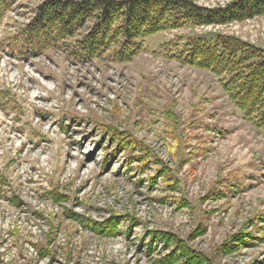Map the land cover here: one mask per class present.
<instances>
[{"label":"rangeland","instance_id":"374dc122","mask_svg":"<svg viewBox=\"0 0 264 264\" xmlns=\"http://www.w3.org/2000/svg\"><path fill=\"white\" fill-rule=\"evenodd\" d=\"M44 1L0 21V264H157L176 248L159 232L207 264H264V131L178 58L217 33L264 48V16L155 34L125 64L18 59L8 45ZM113 217L117 235L98 232Z\"/></svg>","mask_w":264,"mask_h":264},{"label":"trees","instance_id":"16d2710c","mask_svg":"<svg viewBox=\"0 0 264 264\" xmlns=\"http://www.w3.org/2000/svg\"><path fill=\"white\" fill-rule=\"evenodd\" d=\"M16 1L0 0V21ZM261 16L264 0H235L215 8L199 6L192 0H45L8 46L21 60L60 50L68 60L79 64L95 60L125 64L137 57L145 40L155 34L186 27L224 26ZM181 54L178 58L182 64L219 78L225 95L245 120L264 131L263 47L217 33L210 39L189 38ZM122 147L126 150L129 145ZM148 158L141 157L140 161L146 165ZM167 172L162 170L159 175ZM3 182L0 175V190L5 186ZM49 195L55 202H62L56 193ZM7 200L18 205L14 197ZM118 224V218L113 217L98 232L114 237ZM152 237L155 242H162L165 251L173 244L176 247L160 257L157 264H207L204 256L196 255L174 236L159 232Z\"/></svg>","mask_w":264,"mask_h":264}]
</instances>
